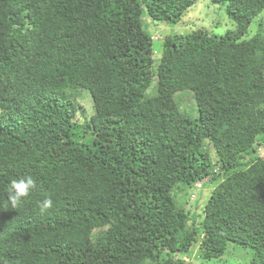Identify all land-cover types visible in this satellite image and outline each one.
<instances>
[{"label":"trees","instance_id":"16d2710c","mask_svg":"<svg viewBox=\"0 0 264 264\" xmlns=\"http://www.w3.org/2000/svg\"><path fill=\"white\" fill-rule=\"evenodd\" d=\"M211 1L234 29L167 34L156 58L144 19L197 0H0V264H192L230 243L264 264V0ZM25 174L38 190L5 210Z\"/></svg>","mask_w":264,"mask_h":264},{"label":"rangeland","instance_id":"374dc122","mask_svg":"<svg viewBox=\"0 0 264 264\" xmlns=\"http://www.w3.org/2000/svg\"><path fill=\"white\" fill-rule=\"evenodd\" d=\"M259 19L260 17L250 24L245 37H250L255 33ZM143 25L147 32L152 36L153 49L155 50L154 56L156 58L160 55L162 37L167 34H186L192 30L204 29L207 30L209 34L219 36L227 30L234 29L235 27V23L229 19L225 13V5L214 3L211 0H197L193 6L188 8L182 17L180 24H165L163 22L150 21L145 18ZM178 99L180 110L191 118L196 117L197 112L195 103L191 95H182V97H179ZM78 104L80 109L79 114H77L76 117L79 118V121H81V119H88L91 116L93 109L91 98L86 91L80 93ZM81 114L82 116H80ZM258 154L263 156L264 151L258 149ZM211 155L212 158H214V152H212ZM215 186L216 182L212 184L206 183L203 185L202 189L199 190L194 187L192 189L189 188L188 196H186L187 203L185 204V209H188L189 211H200ZM180 196H182V194H178L177 197ZM251 257L252 252L249 248L230 243L228 244L224 255L218 259H213L212 261L203 260L198 247H195L192 253L184 257V259L192 264H249Z\"/></svg>","mask_w":264,"mask_h":264},{"label":"clouds","instance_id":"9594fccd","mask_svg":"<svg viewBox=\"0 0 264 264\" xmlns=\"http://www.w3.org/2000/svg\"><path fill=\"white\" fill-rule=\"evenodd\" d=\"M35 190H38V182L32 175L25 174L19 178L11 179L6 189L7 197L3 204L4 209H20L24 201ZM52 207L51 193H44V198L36 203V209L40 215L45 214Z\"/></svg>","mask_w":264,"mask_h":264},{"label":"built area","instance_id":"2783aa9c","mask_svg":"<svg viewBox=\"0 0 264 264\" xmlns=\"http://www.w3.org/2000/svg\"><path fill=\"white\" fill-rule=\"evenodd\" d=\"M196 186H197L198 188H200V185H199V184H197Z\"/></svg>","mask_w":264,"mask_h":264}]
</instances>
